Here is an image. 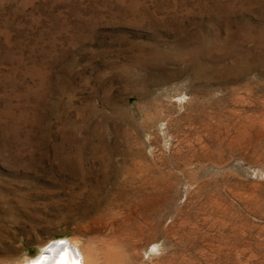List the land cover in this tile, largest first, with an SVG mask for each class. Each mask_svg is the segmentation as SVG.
<instances>
[{
  "label": "rangeland",
  "instance_id": "1",
  "mask_svg": "<svg viewBox=\"0 0 264 264\" xmlns=\"http://www.w3.org/2000/svg\"><path fill=\"white\" fill-rule=\"evenodd\" d=\"M60 239L264 264V0H0V264Z\"/></svg>",
  "mask_w": 264,
  "mask_h": 264
},
{
  "label": "water",
  "instance_id": "2",
  "mask_svg": "<svg viewBox=\"0 0 264 264\" xmlns=\"http://www.w3.org/2000/svg\"><path fill=\"white\" fill-rule=\"evenodd\" d=\"M68 243L64 239H60L57 241L50 242L45 247L46 249H42L41 252L32 259L31 264L38 263V264H46L50 261H57L59 251H62L67 246ZM59 252V253H58ZM70 260H72L73 264H78L79 259L74 257L73 254H69Z\"/></svg>",
  "mask_w": 264,
  "mask_h": 264
},
{
  "label": "bare ground",
  "instance_id": "3",
  "mask_svg": "<svg viewBox=\"0 0 264 264\" xmlns=\"http://www.w3.org/2000/svg\"><path fill=\"white\" fill-rule=\"evenodd\" d=\"M76 241V240H75ZM73 240H67L66 242L68 243V247H65L62 251H59V255H58V259L57 261L55 262L54 261H50V262H47L46 264H73L72 260H70V257H69V254H73L75 258H77L78 256V259H79V262L78 264H89L88 262V259L90 257L85 256H82V254L80 253L79 251V248L77 247V241L75 242ZM47 246V245H46ZM44 246V249H46ZM85 253V251H84ZM88 254V253H87ZM88 257V258H87ZM31 260H29L28 262H21V264H31ZM19 264V263H18ZM34 264H38V263H34Z\"/></svg>",
  "mask_w": 264,
  "mask_h": 264
}]
</instances>
